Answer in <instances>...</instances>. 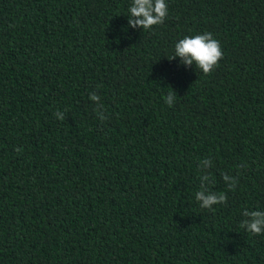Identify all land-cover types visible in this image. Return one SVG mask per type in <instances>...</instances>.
I'll list each match as a JSON object with an SVG mask.
<instances>
[{"label": "trees", "instance_id": "obj_1", "mask_svg": "<svg viewBox=\"0 0 264 264\" xmlns=\"http://www.w3.org/2000/svg\"><path fill=\"white\" fill-rule=\"evenodd\" d=\"M165 3L0 0V264H264V0Z\"/></svg>", "mask_w": 264, "mask_h": 264}, {"label": "clouds", "instance_id": "obj_2", "mask_svg": "<svg viewBox=\"0 0 264 264\" xmlns=\"http://www.w3.org/2000/svg\"><path fill=\"white\" fill-rule=\"evenodd\" d=\"M132 17L139 19H129V25L136 27L141 26L144 30H149L154 25L162 24L167 16V5L165 0H133L132 6L128 9ZM179 56L184 63L192 64L195 62L196 67L200 69L203 74H210L217 62L223 59V53L219 41L214 39L211 33L198 34L195 36H185L175 44V50L170 59ZM96 99L95 96L92 97ZM172 94L166 97V103L171 106L173 104ZM60 120L63 117L59 112L55 113ZM19 151V150H18ZM235 185L231 187L234 189ZM197 201H203L200 204L202 209L212 210V205L222 204L227 201V196L224 194L207 195L203 191L196 194ZM245 216H250V220H245L240 224L241 228L245 229L253 235H260L264 233V212L252 211L245 212Z\"/></svg>", "mask_w": 264, "mask_h": 264}]
</instances>
